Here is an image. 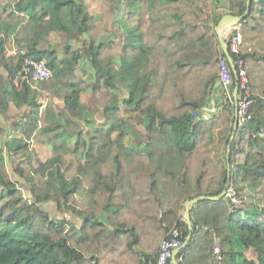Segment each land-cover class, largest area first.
<instances>
[{"label": "trees", "instance_id": "1", "mask_svg": "<svg viewBox=\"0 0 264 264\" xmlns=\"http://www.w3.org/2000/svg\"><path fill=\"white\" fill-rule=\"evenodd\" d=\"M14 2L32 34L17 30L22 17L11 23L0 12V112H21L0 126V264H158L163 240L178 230L184 243L190 233L184 203L228 184L241 205L233 208L225 195L193 204L192 237L177 260L264 264V0H251L239 50L229 48L235 82L244 69L254 99L252 117L238 120L235 132V105L224 96L218 114L203 110L221 88L220 6L240 15L247 0ZM9 35L26 42L25 52L5 56ZM26 56L45 60L53 77L17 85ZM82 56L106 93L91 128L61 117L51 102L43 109L45 97L65 91L67 108L84 110ZM128 110L145 129L141 141L136 128H125ZM42 118L54 148L32 141ZM49 203L59 219L46 211Z\"/></svg>", "mask_w": 264, "mask_h": 264}, {"label": "built area", "instance_id": "2", "mask_svg": "<svg viewBox=\"0 0 264 264\" xmlns=\"http://www.w3.org/2000/svg\"><path fill=\"white\" fill-rule=\"evenodd\" d=\"M239 26L235 25L227 30L226 39L233 51L237 52L242 42V34L239 30ZM220 80L221 90L224 99L235 105V114L238 120L241 122L248 121L252 115L250 113V107L254 101L251 97V84L247 73L244 69L237 72L238 82H235L232 66L227 55L222 54L220 56ZM27 77L32 79L33 82H41L43 80H49L53 77V70L46 64L45 60H37L26 56L24 63L15 77V83L19 85L20 78ZM237 89V92L235 93ZM225 196L233 204V208L239 207L242 200L235 193L232 184L226 186ZM219 240H216L214 244L216 258L222 262V253L220 246H216ZM183 245L182 240L179 238V231L175 230L171 238H167L162 241L161 249L158 257V264H171V257L173 250ZM220 245V242H219ZM84 264H94L93 262H85Z\"/></svg>", "mask_w": 264, "mask_h": 264}, {"label": "crops", "instance_id": "3", "mask_svg": "<svg viewBox=\"0 0 264 264\" xmlns=\"http://www.w3.org/2000/svg\"><path fill=\"white\" fill-rule=\"evenodd\" d=\"M221 3L224 4L225 3V0H221ZM0 6H5L6 9L5 10H1L0 8V12L2 13V17L6 20V21H9V22H13L15 20H18V18L16 16H19V17H22V22H20L18 25H17V30L20 31L22 30L24 33H26V37L28 38L31 34H32V30L29 29V27L25 28V26H27V22L29 20V16L25 13H22V12H18L15 8V2L14 0H0ZM11 7V9L9 8ZM220 9H222L224 11V13H228V9L225 5H221L220 6ZM240 26V25H239ZM233 27V26H231ZM20 36V35H19ZM225 38H226V35H225ZM25 41L24 43H20V39L16 36V35H12V36H7V43H6V50L4 51L5 53V56H10L12 54H17L19 52H25ZM1 62V61H0ZM77 64V72H78V69H81L83 72L79 74V78L81 80H79V83H80V87H81V100H82V103H83V106H84V110H77L76 112H73V111H70L67 106L65 105V102H64V98H63V95L65 94L64 92L65 91H61L57 94H53L51 95V98L55 96L56 99H59L57 102H56V106L55 109L57 111H60L63 113V115L61 117H70L71 119L77 121L78 123H80L83 127H87V128H91L89 127V122L92 121V115L93 113H95L94 111L97 110V108L95 109H92L90 104H88L85 100H84V95L87 91L90 90V86L93 85L91 84V82H93V75L92 77L90 78V80H88L86 78V75H84L85 72H87L88 70L92 73V67L89 63V61H87V59H84L83 56L80 57V59L78 60V62L76 63ZM3 65V64H2ZM4 66V65H3ZM2 72L0 73H6L5 71V68L3 67V70H1ZM82 74L84 76H82ZM68 90V89H66ZM96 91H100L102 90V101H104L106 99V93H105V90L104 88L102 87H96L95 89ZM64 93V94H63ZM61 97V98H59ZM51 100V99H49ZM223 102V94H222V90L221 88H216L215 90H213V92L211 93V95L209 96V99H208V103L207 105L205 106L204 110H203V115L207 118L209 117H212L213 115H216L219 113L220 111V107H221V103ZM86 110V112H85ZM21 113H19L18 115V118L20 117ZM100 116V114H98V117ZM76 117L78 118V120L76 119ZM94 118L96 120V114L94 115ZM6 123H4L5 125L7 124L9 127H10V121H5ZM40 125H41V129L39 132L36 133L35 137L33 138V141H36V140H42V139H46L48 144H45L46 146H48L50 148L51 144L53 143H56V142H53V141H49L50 137L47 135V131H46V126H48V121L45 122L44 120L40 121ZM13 129H9L8 131V135H11L13 134ZM73 140H74V137L72 140H67L64 141V140H60L59 141V144L62 145V141L65 145H72L73 144ZM39 141V142H40ZM52 147V146H51ZM54 148V145L53 147Z\"/></svg>", "mask_w": 264, "mask_h": 264}, {"label": "rangeland", "instance_id": "4", "mask_svg": "<svg viewBox=\"0 0 264 264\" xmlns=\"http://www.w3.org/2000/svg\"><path fill=\"white\" fill-rule=\"evenodd\" d=\"M85 1L87 3H89L90 5H91V3L97 2V0H94V1L93 0H85ZM124 10H125V12H127V11L129 12L131 10V7L130 6L129 7L128 6H125L124 7ZM136 10H138V9H136ZM115 30L121 31V29H119L117 26L115 27ZM120 33H121V36L119 37V39L121 41H123L122 32H120ZM2 64H3V62L1 61L0 62V72H2L1 70H3V67H4ZM78 72L81 74L83 71L81 69H78ZM86 74H88V75H86ZM84 75H86V78L88 80H90V78L92 77V73L89 70L87 72H85ZM84 75L82 74V76H84ZM95 83H96V81L94 79L93 82H91V84H93V85L90 86V90L89 91L86 90V92H84L85 93L84 100L88 104H90V106H91L92 109L100 108L102 106V103H103V101H102V98H103L102 92L103 91L102 90H100V91L97 90L96 91L95 89L98 86H95ZM59 98H61V97H59ZM49 99H51V100H49ZM58 100L59 99H56L55 96H54V98L53 97L51 98V96L49 98L48 97H45V99H43V102H44L43 109H44L45 105H47L48 102H51V104H53L54 106H56V102ZM19 113H21V112H19ZM19 113L12 116L8 112H5L3 114L0 112V126L3 125L5 123V121H7V119L13 120L14 118H18ZM127 114H130L129 117H125V126H126L125 128L128 130L127 132L129 133L130 130H133V129L136 128L140 132V134L142 136V137L139 136L137 138V140L138 141H141L142 139L145 138L144 137L145 129H144L143 125L141 124L140 120L138 119L137 113H135L132 110H128L127 111ZM76 119L78 120L77 117H76ZM10 120H8V121H10ZM43 120H44V118H42V121ZM51 135H53V134H51ZM128 137L131 138L130 135ZM53 145H55V143L51 144L52 147H53ZM51 146H50V148L48 146H46L45 148L51 149L52 148ZM45 208H46V211H48L50 213V215L53 218H55V219H59V216L63 215V214L59 213L56 210V206L53 203L46 204L45 205ZM71 217H74V216H71ZM74 220L76 221V223H78V221H79L76 217H74ZM216 246H220L219 245V242H217Z\"/></svg>", "mask_w": 264, "mask_h": 264}, {"label": "water", "instance_id": "5", "mask_svg": "<svg viewBox=\"0 0 264 264\" xmlns=\"http://www.w3.org/2000/svg\"><path fill=\"white\" fill-rule=\"evenodd\" d=\"M250 3H251V0H247V8H246V10H245V12L243 14L235 15V14H231V13H226V14L222 15V17L220 18L218 24L215 26V31L217 33V36H218V39L220 41L221 47L224 49L226 55L228 56L229 61L231 63V66H232V68L234 70H236V65H235V62H234L233 58L230 55L229 45H228L227 39L225 38V34H226L227 30L231 26L240 24L241 20L247 15V13L249 11ZM220 84H221V81H220V79H218L216 84H215V86L218 87V86H220ZM236 92H237V89H236L235 93ZM237 125H238V119H237V116H236V120H235V123H234V132H235V130L237 128ZM233 137H234V133H233L231 139H233ZM229 148H230V144L228 145V152H229ZM225 191H226V189H224L221 194H219L217 196H213V197H209V196H206V195H200V196H197L195 198L189 199V200H187L184 203V215H185V218H186V222H187V224L189 226L190 233L187 236V238H186L185 242L183 243V245L181 247H178V248L173 250L172 257H171L172 264H179V262L177 260V255L185 246H187V244L189 243V241H190V239L192 237V230H193V225H192V221H191V207H192V205L196 204L200 200L217 199V198H219L221 196H224L225 195Z\"/></svg>", "mask_w": 264, "mask_h": 264}, {"label": "bare ground", "instance_id": "6", "mask_svg": "<svg viewBox=\"0 0 264 264\" xmlns=\"http://www.w3.org/2000/svg\"><path fill=\"white\" fill-rule=\"evenodd\" d=\"M230 28H231V27H230ZM230 28H229V29H230ZM223 50H224V49H223ZM219 79H220V78H219ZM220 81H221V80H220Z\"/></svg>", "mask_w": 264, "mask_h": 264}]
</instances>
